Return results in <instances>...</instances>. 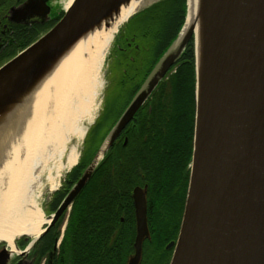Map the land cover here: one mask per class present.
<instances>
[{
    "label": "water",
    "instance_id": "obj_1",
    "mask_svg": "<svg viewBox=\"0 0 264 264\" xmlns=\"http://www.w3.org/2000/svg\"><path fill=\"white\" fill-rule=\"evenodd\" d=\"M127 1L73 0L51 27L0 66V109L13 102L78 35ZM159 1L142 4L126 22ZM203 5V78L197 96L194 51L192 152L183 213L169 264H264V0H204ZM184 9V21L177 34L104 137L97 154L55 211L46 216L48 222L42 232L31 241L23 235L29 247L69 210L104 151L181 58L192 38L189 31L176 44L186 20L187 6ZM49 12L47 0H25L11 9L18 21L33 16L45 19ZM20 132L19 128L12 144ZM132 199L136 236L129 264H137L142 240L149 235L146 187H135ZM0 243V264H6L11 252L4 241Z\"/></svg>",
    "mask_w": 264,
    "mask_h": 264
},
{
    "label": "flooded vegetation",
    "instance_id": "obj_2",
    "mask_svg": "<svg viewBox=\"0 0 264 264\" xmlns=\"http://www.w3.org/2000/svg\"><path fill=\"white\" fill-rule=\"evenodd\" d=\"M24 1L0 0V66L38 38L42 34L40 32L44 33L57 21L58 12L54 10L56 8L53 5L54 0H47L50 7L48 18L33 16L20 21L14 19L11 9L18 7ZM136 19L138 21H135ZM161 46L160 35L149 34L138 17H132L118 28L103 63L106 84L100 111L88 129L72 174L65 175L61 188L48 197L50 211L46 216L55 211L68 189L81 175L88 161L97 154L102 140L140 89L163 51ZM3 58L5 61H2ZM177 62L169 68L162 80L157 83L104 151L85 184V186L88 182L93 184L94 205L82 214V217L88 219L84 225L85 228L94 233L93 240L89 243L90 255H83L79 250L74 258L60 257L59 264L130 263V257L135 252L136 221L132 199L135 187H146V222L149 234L142 240L141 255L137 264H169L177 235L174 238H167L162 235V232L170 231L169 229L173 227L174 218L171 219L170 227L166 224L167 217L174 215L173 210H149L148 184L144 179L145 167L142 164L147 156L146 153L139 154L138 150L144 149V145L140 144V137L142 141H145L146 128H149L152 119H155V124L160 123L163 101L160 96V86L166 85L164 81L175 71L174 65ZM148 147L152 150L155 145L150 144ZM125 183L127 185L123 187ZM128 183L132 186L128 187ZM72 204L51 227H58L60 238L58 237L51 244L35 241L27 251L23 249L28 240L23 238V240L15 241L14 246L18 253H11L6 264H54L53 260H56L61 252L62 236L70 221ZM171 242L172 245L168 246ZM1 247L2 243H0Z\"/></svg>",
    "mask_w": 264,
    "mask_h": 264
},
{
    "label": "bare ground",
    "instance_id": "obj_3",
    "mask_svg": "<svg viewBox=\"0 0 264 264\" xmlns=\"http://www.w3.org/2000/svg\"><path fill=\"white\" fill-rule=\"evenodd\" d=\"M149 1L151 0H128L114 12L101 18L78 35L35 75L25 90L15 96L13 102L0 109V241L6 243L11 253H18L14 246L17 237L27 235L28 240H34L48 222L39 206L38 197L41 193L37 190L40 186V176L36 154L39 153V146L44 143V129H47L50 135L59 137L64 127H71L78 112L88 111L87 101L92 97L93 88L96 86V81L90 79V74L101 68L118 28L139 6ZM72 2L73 0H59L57 4L65 10ZM203 2L204 0H187L186 20L176 42L178 46L185 34L191 31L193 53L195 51L196 57L197 96L203 78ZM78 89H83L82 97L77 106H74L69 94L73 98L71 92L75 93ZM53 90L56 92L55 101L58 106L47 121L44 104L51 98ZM29 112L32 116L23 124ZM93 115L94 111L90 114L89 121L93 119ZM19 128L21 132L15 140L25 148L21 156H17L20 151L19 144L15 148V144L11 143ZM73 130L78 140H81L86 132L85 128L76 127ZM79 144L69 151L63 173L75 166ZM62 174H58V179L53 181L49 192L57 188ZM29 245L27 243L23 250L27 251Z\"/></svg>",
    "mask_w": 264,
    "mask_h": 264
},
{
    "label": "trees",
    "instance_id": "obj_4",
    "mask_svg": "<svg viewBox=\"0 0 264 264\" xmlns=\"http://www.w3.org/2000/svg\"><path fill=\"white\" fill-rule=\"evenodd\" d=\"M184 1L161 0L136 15L149 34L160 35L161 49L175 37L184 21ZM174 67L175 71L164 81L166 85L160 86V96L163 98L160 123L155 124V119H152L149 128L145 127V141L140 137V144L144 145V149L138 150L139 154L146 153L147 156L142 164L145 167L144 179L148 184L149 210H173L174 215L167 217L166 224L170 227L171 219L174 218V225L170 231L162 232L167 238H174L178 233L188 184L195 111L192 39ZM150 144L155 145L152 150H149ZM73 168L67 174H72ZM126 185L125 183L123 187ZM92 186V182H88L72 204L70 221L62 236L61 252L53 260L54 264H59L60 257H76L79 250L83 255H90L89 243L93 240L94 233L85 228L88 219L82 217V214L94 205ZM59 236L58 227L50 228L37 241L51 244Z\"/></svg>",
    "mask_w": 264,
    "mask_h": 264
},
{
    "label": "rangeland",
    "instance_id": "obj_5",
    "mask_svg": "<svg viewBox=\"0 0 264 264\" xmlns=\"http://www.w3.org/2000/svg\"><path fill=\"white\" fill-rule=\"evenodd\" d=\"M58 1L59 0H54V2H53V5L56 6V8L54 10L56 12H58L56 19H58L63 13V9L61 8V6L59 7L57 4ZM185 6H187V5L185 4V1H184V7ZM135 21H138V19H136ZM40 33H43V32H40ZM5 58H3L2 61H5ZM90 75H91L90 79H92V81H94V82L96 81L95 82L96 86H94V88H93L94 93H93L92 97L87 101L88 111H85L83 113H81V111L78 112L77 118L71 124L72 128L71 127H64L62 129V134L59 137H55L54 135H50L49 131H47V129H44V133L46 132V136L43 138L44 143L39 146V148H40V150H38L39 153L36 154L37 160H38V167L37 168H38V173L40 176V186L37 190H39L41 193L40 196L38 197V202H39V206L43 210L45 216L48 213V211H50L49 210L48 197H50L54 192H56L59 188H61V184H63L62 181H63L64 176L67 175V173H69V171L72 169L71 168L69 171H66L65 173H63L65 171L64 166L66 165L67 155H68L69 151L71 150L72 147H75L77 145V143L78 144L80 143L78 145V148H77L78 152L80 154V151L83 147L84 139L86 137L88 129L92 125V123L94 122L96 115L100 111V107L102 105L104 88H105V84H106V79H105V75H104V64L101 65L100 69H98L97 71L95 70ZM57 85H58V83H57ZM82 91H83V89H78L75 91V93H74V91L71 92L73 94L72 95L73 98H71V94H69V97L71 99V103L74 106L75 105L77 106V104L79 103L78 101H80V98L82 97ZM55 93H56L55 90H53V94L51 95V98H49L48 101L44 104V106H45L44 112L47 115L46 120L48 118L52 117V115L56 111V107L58 106V105H56V101H55V97H56ZM93 111H94L93 119L91 121H89L90 120V114ZM31 112H32V110H31ZM31 112L28 113L23 124L26 123L27 119L31 118V116H32ZM49 120H47V121H49ZM76 127L86 129L85 135L83 136V138L81 140H78L76 138L75 133H74L73 129H75ZM48 135H50V136H48ZM13 144H15V148H16L17 145L19 144L18 140H17V142H16V140H14ZM19 149H20V151L18 152L19 155H17V156H21L25 152L24 146H22L20 144H19ZM78 158H79V155H78ZM59 173H61V174L63 173L60 176L59 185L57 186L56 189H53L51 192H49V187L52 185L53 181L58 179ZM19 240H23V235H21L15 239V241H19Z\"/></svg>",
    "mask_w": 264,
    "mask_h": 264
}]
</instances>
